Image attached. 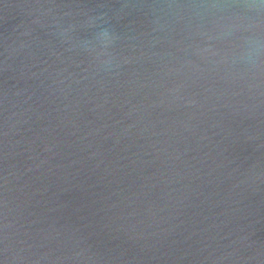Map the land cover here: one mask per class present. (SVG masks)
Returning a JSON list of instances; mask_svg holds the SVG:
<instances>
[{
  "label": "water",
  "instance_id": "95a60500",
  "mask_svg": "<svg viewBox=\"0 0 264 264\" xmlns=\"http://www.w3.org/2000/svg\"><path fill=\"white\" fill-rule=\"evenodd\" d=\"M264 0H0V264H264Z\"/></svg>",
  "mask_w": 264,
  "mask_h": 264
},
{
  "label": "clouds",
  "instance_id": "9594fccd",
  "mask_svg": "<svg viewBox=\"0 0 264 264\" xmlns=\"http://www.w3.org/2000/svg\"><path fill=\"white\" fill-rule=\"evenodd\" d=\"M239 59L249 66H258L264 62V37L252 35L248 38Z\"/></svg>",
  "mask_w": 264,
  "mask_h": 264
}]
</instances>
